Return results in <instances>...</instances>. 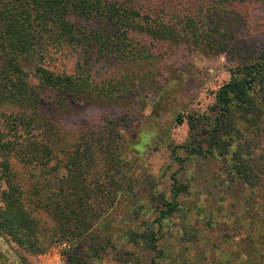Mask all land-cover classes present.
Wrapping results in <instances>:
<instances>
[{
	"label": "trees",
	"instance_id": "16d2710c",
	"mask_svg": "<svg viewBox=\"0 0 264 264\" xmlns=\"http://www.w3.org/2000/svg\"><path fill=\"white\" fill-rule=\"evenodd\" d=\"M231 1L235 0L219 3ZM179 3L0 0V103L17 107L0 114V234L26 253L42 252L55 239H77L82 244L67 255L66 264H93L115 238L157 250L153 231L99 222L104 209L121 195L137 209L134 179L122 156L120 121L105 122L97 132L86 130L67 143L61 112L75 102L100 96L122 100L134 91L130 76L118 80L114 89L95 84L94 59L151 57L147 39L153 44L200 47L206 41L209 45L211 25L198 11L175 7ZM214 6L207 16L216 20L223 12L217 2ZM65 50L78 54L72 73L45 66L53 53ZM229 72V80L216 90L213 112L198 118L188 115L189 128H196L197 135L191 134L181 145L170 143L171 154L178 161L177 149L212 156L227 164L229 180L241 179L251 191L264 189V164L253 167L249 144L250 136L264 134V51ZM182 121L181 116L175 117L176 123ZM171 185L175 195L188 187L176 176ZM156 198L161 203L157 221L178 209L174 200ZM43 214L52 222L44 220ZM259 247H253L245 264H255ZM136 256L127 251L118 264H132ZM156 259L153 256L148 264H161Z\"/></svg>",
	"mask_w": 264,
	"mask_h": 264
},
{
	"label": "rangeland",
	"instance_id": "374dc122",
	"mask_svg": "<svg viewBox=\"0 0 264 264\" xmlns=\"http://www.w3.org/2000/svg\"><path fill=\"white\" fill-rule=\"evenodd\" d=\"M179 2L174 6L185 12L198 11L211 25L209 45L206 41L200 47L153 44L147 39L154 54L151 57L94 59L91 76L95 84L114 89L118 80L130 76L134 91L122 100L100 96L75 102L61 112L67 143L75 142L86 130L97 132L105 122L120 121L122 156L134 179L137 209L121 195L113 206L105 207L99 222L137 232L153 231L158 237L156 251L115 238L93 264H118L127 251L137 255L132 264H148L153 256L161 264H245L253 247L259 246L255 264H264L260 243L264 237V189L251 191L243 180H229L227 164L219 159L177 149L178 161L169 147L197 135L196 128H189L188 115L198 118L213 112L216 90L229 80V69L263 53L264 0ZM216 2L223 13L213 20L207 14L217 8ZM77 57L76 51H58L45 66L72 73ZM15 110L16 106L0 103V114ZM177 115L182 117L181 123L175 122ZM249 144L251 164L263 165L264 134L250 136ZM172 176L188 186L186 191L174 194ZM156 196L174 200L178 209L157 221L161 203ZM42 218L52 222L45 214ZM78 241L55 239L44 251L31 255L0 234V264H66L67 255L82 245Z\"/></svg>",
	"mask_w": 264,
	"mask_h": 264
}]
</instances>
